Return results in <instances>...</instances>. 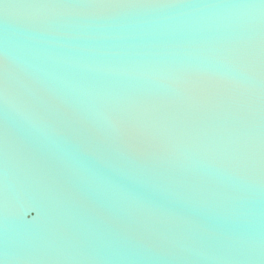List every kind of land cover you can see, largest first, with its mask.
Instances as JSON below:
<instances>
[{"label": "water", "instance_id": "1", "mask_svg": "<svg viewBox=\"0 0 264 264\" xmlns=\"http://www.w3.org/2000/svg\"><path fill=\"white\" fill-rule=\"evenodd\" d=\"M40 2L0 0V70L14 85L0 100V264H264L261 0ZM176 67L223 111L180 116L163 94ZM126 94L174 119L175 154L132 160L104 144L101 98ZM89 145L94 170L75 162Z\"/></svg>", "mask_w": 264, "mask_h": 264}, {"label": "snow or ice", "instance_id": "2", "mask_svg": "<svg viewBox=\"0 0 264 264\" xmlns=\"http://www.w3.org/2000/svg\"><path fill=\"white\" fill-rule=\"evenodd\" d=\"M179 3L178 0H41L35 7L49 9H77L94 12L119 11L136 8L150 7H167L172 3ZM264 4V0H261ZM261 64L264 66V34L259 38ZM245 51L236 53L243 54ZM200 71H211L209 67L203 65L196 66ZM188 68L176 67L168 71V77L175 82L174 86H170L163 90V94L174 97L177 102L179 114L185 118H192L203 115L211 111H223L219 101L210 95L204 94L195 88L184 87L187 79ZM14 85L9 80L7 73L0 70V100L5 105L9 103V91ZM261 108L259 118L264 125V89L261 90ZM103 104L108 111L107 116V137L104 144L118 152L121 156L134 160L138 155L145 158H155L162 151L175 154L178 149L177 144L170 136V128L174 123V119L158 109L152 107L145 99L144 94H126L122 97H102ZM17 111L21 113L25 119L38 122L35 120V112L15 105ZM245 113L239 111H229L228 115L243 118ZM75 134L82 135L79 130L72 129ZM88 138L83 137V141L87 143ZM208 150H217L212 144H209ZM259 147L261 159L264 160V135L259 138ZM91 146L86 149H75V162L86 170H94V165L88 159V151ZM189 152L187 147L182 149ZM225 155L223 152L221 153Z\"/></svg>", "mask_w": 264, "mask_h": 264}]
</instances>
